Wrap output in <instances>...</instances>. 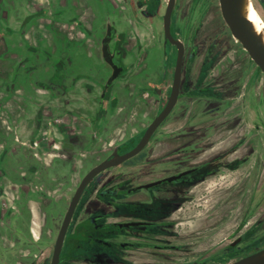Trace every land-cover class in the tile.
I'll use <instances>...</instances> for the list:
<instances>
[{
	"label": "flooded vegetation",
	"instance_id": "obj_1",
	"mask_svg": "<svg viewBox=\"0 0 264 264\" xmlns=\"http://www.w3.org/2000/svg\"><path fill=\"white\" fill-rule=\"evenodd\" d=\"M121 1L124 2L123 5L112 4L113 16H107L99 33L100 38L93 37L95 40L93 43L84 42V45H81L82 42L67 41L65 44L55 46L54 49L51 48L50 51L41 49L48 59L44 64V73H49L47 80H38V90L42 92L43 97L33 98L25 106L19 105L15 111L13 110L16 126L12 142L17 145L15 152L22 155L18 160L14 157L12 160L14 182L17 185L35 186L38 190L33 191L38 194L31 193L32 198L39 199V194H42V197L48 196L51 188L46 180L49 177V170L43 164L45 148L41 147L39 142L46 121L50 125H56L60 135V143L54 146L60 150L55 154L61 157L55 160L56 164L53 166L55 171L67 168L66 161L70 155L76 160L89 159L90 163L85 164V176L93 167L112 158L115 153L123 155L132 150L152 121L168 104L178 48L170 41H166L164 23L158 31L152 26L151 19L158 10L156 3L159 0ZM146 3H149L148 6H145ZM120 5L122 9L117 8ZM256 8L258 9L257 6ZM5 13L8 17L4 20L0 18V23L8 25L6 33L8 31L9 35H12V40H23L27 42L26 47L34 49L27 41L26 32L20 33L18 28H12L9 24L18 22L24 30L35 15L25 13L24 17L16 21L17 14L9 17V11ZM171 30L176 39L182 40L176 34V30L173 31L172 24ZM182 42L185 54L181 87L185 78L187 90L181 93L180 89L177 103L155 130L145 148L135 155H140L139 158L133 159L135 157L133 156L132 159L129 158L117 166L107 168L87 185L68 227L59 264L65 260H75L81 257L83 252L106 255L114 260L120 251H129L135 247L176 252L179 245H185V252L196 244L211 242L219 233L220 229L212 225H215L218 218L223 217V213L219 215L220 217L212 218L211 212L202 217L201 226L180 231L179 205L186 200L191 201L190 198L195 195L194 186L211 179L215 174L238 170L244 166L247 159L237 153V143L234 142L225 145L219 151L206 154V158L199 160L194 158L195 149L189 154L184 151V144H189L196 136L207 135L206 139L217 136L215 139L223 141L230 134L223 130L228 123H224L218 131L205 132L206 107L203 106L202 109L199 105L193 107L190 100L198 98V91L204 94L202 99H205L206 69L202 67L195 75L192 67L186 68L187 62L194 64L198 52L195 47L188 51L187 43L184 40ZM170 47L176 52L172 73H169L166 66H162V62H157L156 66L151 68L155 56L167 54ZM84 48L89 51L84 52ZM94 64L96 70L88 68V65L90 67ZM19 69L21 64L14 70L13 81L18 77ZM258 70L264 76V72L256 64V72ZM116 71H119L118 76L111 79ZM228 71L229 69H226L222 72L221 84L237 86L236 70L231 69L232 73ZM193 76L196 79H193L195 78ZM120 81L129 84L121 86ZM14 89L18 92L16 86ZM144 91H149L156 99L153 102L144 101L141 98ZM214 118L212 117L215 121ZM255 127L258 129L259 125L255 124ZM208 128L213 130L215 127L211 124ZM179 147L182 150L179 153L175 152ZM101 148L107 149L106 156L101 161L91 164L94 156L92 153L98 152ZM211 150L210 146L206 147V153ZM31 152L32 154L28 155ZM180 154L181 157L187 156L188 164L182 168H175L174 161ZM111 169L119 172L109 181L100 182V176ZM188 170L192 171L172 181L167 179ZM156 182L155 185L147 186ZM77 187L64 210L63 219ZM20 195L25 196L23 193ZM21 196L16 199L18 203ZM22 200L25 201V198ZM116 210L121 212L116 213ZM45 214L47 217L49 213ZM155 216L161 219H154ZM132 222L140 224H130ZM133 229L139 231L135 232ZM137 233L139 234L136 235ZM243 239L244 234H236L229 243H226L225 248L222 247L224 245H220L211 255V259L214 260L212 264L232 262L264 248L238 256L237 253L243 249L241 244ZM23 246L29 248L31 245L24 243ZM51 261L52 257L49 264ZM2 263L1 254L0 264ZM31 263L37 264V261L33 260L27 264ZM188 264L202 263L193 260Z\"/></svg>",
	"mask_w": 264,
	"mask_h": 264
},
{
	"label": "rangeland",
	"instance_id": "obj_2",
	"mask_svg": "<svg viewBox=\"0 0 264 264\" xmlns=\"http://www.w3.org/2000/svg\"><path fill=\"white\" fill-rule=\"evenodd\" d=\"M43 1L40 0V3ZM66 1L70 4L69 7L73 8L72 15L66 17V20L73 16L78 17L80 9L83 12L88 10L85 15H89V21L95 22L94 27L90 28L94 35H98L107 16H113L114 6L110 0ZM115 1L117 4L124 3L121 0ZM166 3L167 0H159L156 3L158 10L151 20L153 28L157 31L163 25L165 9L162 7H165ZM254 3L264 18V0H254ZM117 8L122 9L121 5ZM20 11L22 14L23 10ZM19 14L17 11V16H20ZM4 16L7 14L4 13ZM16 28L20 33L26 32L27 41L34 46V49H29L26 47L27 42L19 39L8 42L9 51L4 44H0V50L2 49L0 52L2 54L0 55V255L3 256L2 264H27L33 260L37 261V264H49L53 244L63 221L64 210L86 173L85 164L90 162L89 159L86 161L72 159L73 156L69 155L66 161L67 168L55 171L53 167L56 164L55 160L61 157L55 154L60 150L55 149L54 146L60 143V135L57 126L50 125L46 121L39 142L41 147L45 148L43 164L49 170V177L46 179L51 187L49 195L42 197L43 195L39 194V199L32 198L31 193L38 194L33 191L38 190L35 186L17 185L14 182L12 160L13 157L18 160L22 155L20 152H15L17 145L12 142L13 130L16 126L13 110L15 111L19 105L25 106L33 98L43 97L42 92L38 90V80H47L49 73H44V64L48 59L41 49L50 51L51 48L49 38L35 23L24 30L19 25ZM48 29H52L50 25ZM172 29L176 30V34L187 43L188 51L195 47L198 52L194 64L189 61L186 68L192 67L195 75L202 67L206 69L205 99H202L204 94L198 91V98L190 100L193 107L197 105L200 109L206 107L205 132L218 131L224 123H228L223 130L230 134L223 141L215 139L217 136L212 139H206L207 135L196 136L189 144H184V151L189 154L195 149L194 158L199 160L206 158V154L219 151L225 145L234 142L237 143V153L247 159L244 166L238 170L215 174L211 179L194 186L195 195L190 198L191 201L186 200L179 205L180 231L201 226V219L208 212H211L212 218L220 217L219 215L223 213V217L221 219L217 217L215 225H212L220 231L211 242L196 244L185 252V245H179V250L176 252L135 247L129 251H120L114 260L106 255L83 252L81 257L65 260L62 264H188L193 260L202 264H212L214 260L211 259V255L220 245H224L222 247L225 248L226 243H229L236 234H244L241 243L243 249L237 253L238 256L264 247V76L260 70L256 72V63L233 36L222 15L220 0H177L172 17ZM9 34L7 31L6 36ZM81 42V45H84V40ZM11 51L16 52L13 57L16 55L18 57L14 62L8 59ZM88 51L84 48V52ZM175 59L176 52L170 47L167 54L161 53L155 56L151 68L155 67L157 62H162V66H166L169 73H172ZM18 64H21V69L18 70V77L13 81L14 70ZM94 66L95 64L90 67L88 65V68L96 70ZM226 69L231 73V69L236 70L237 86L221 84L222 72ZM169 78L171 79V75ZM125 83L126 81H120L121 86ZM14 86L18 88V92ZM185 90L187 86L184 78L181 93ZM141 98L148 102L156 99L149 91H144ZM209 110L211 111L208 112ZM212 117L216 118L215 121ZM250 122L253 124L251 125ZM211 124L215 127L213 130L208 128ZM255 124L259 125L258 129ZM208 146L212 150L206 153ZM104 149L92 153L94 156L91 164L101 161L106 156L107 149ZM181 150L179 147L175 152L179 153ZM30 154L32 152L28 153ZM182 154L174 161L175 168L187 166V156L181 157ZM118 172L116 169L104 172L100 176V182L109 181ZM21 193L25 196H21ZM18 196H21L18 200L20 203L16 200ZM23 197L26 202L22 200ZM45 212L49 213L47 217ZM118 212L121 210H116V213ZM153 218L161 219L159 216ZM133 230L139 231V229ZM24 243L31 246L27 248L23 246Z\"/></svg>",
	"mask_w": 264,
	"mask_h": 264
},
{
	"label": "water",
	"instance_id": "obj_3",
	"mask_svg": "<svg viewBox=\"0 0 264 264\" xmlns=\"http://www.w3.org/2000/svg\"><path fill=\"white\" fill-rule=\"evenodd\" d=\"M245 3L246 0H220L221 12L226 23L229 25L233 36L242 44V46L248 51L249 55L254 60V62L264 72V43L261 37L255 32L254 27L252 26L250 20L248 19V17L244 12ZM175 4H176V0H168L163 17L166 41H170L171 43L175 44L178 48V55H177L175 72H174V80H173L172 91L168 100V104L163 109V111L152 121V123L149 125L142 139L132 150H130L129 152L123 155L115 153L112 158L102 161L101 163L93 167L83 177L81 183L76 189L75 194L73 195V198L70 202L68 210L63 219L62 225L60 227L53 251L51 264H59L61 261L62 247L68 227L71 223L77 204L85 188L90 183V181L99 173L106 170L107 168H110L112 166H117L123 163L124 161H126L127 159L135 156L140 151H142L145 148V146L148 144L155 130L168 116L171 109L178 101V97L181 89L185 46L182 40L176 39L173 36L171 30L172 16H173ZM118 74L119 71H116L112 75L111 79L116 78ZM191 171L192 170H188L178 175L168 177L167 179L169 181H172ZM155 184H157V182L149 184L147 186H151ZM130 224H140V222H132ZM31 264H35V263H31ZM225 264H264V248L250 255H247L243 258Z\"/></svg>",
	"mask_w": 264,
	"mask_h": 264
},
{
	"label": "crops",
	"instance_id": "obj_4",
	"mask_svg": "<svg viewBox=\"0 0 264 264\" xmlns=\"http://www.w3.org/2000/svg\"><path fill=\"white\" fill-rule=\"evenodd\" d=\"M110 3L117 4V1L110 0ZM148 4L149 3H146L145 6H148ZM69 5L70 4H68L66 0H44L43 3H40V0H0V18L3 20L7 19L8 15L4 16L6 11H9V17H12V15L15 16L18 11L20 16L15 17L16 21L24 17V11L25 13H33L35 16L27 24V28L31 24L35 23L36 26L43 30L45 35L49 38V43H51L50 45L52 49H54L55 46L65 44L67 41H73V43H75L84 40V42L93 43L95 41L93 40V37L95 39H99L100 31H98V35H94V32L92 33L90 30V28L94 27L95 22H92V20L89 21V15H85L88 10L83 12L80 9L78 17L73 16L66 20V17L71 16L73 12V8L69 7ZM72 6L76 8L74 3H72ZM165 7L162 8L165 9ZM20 10H23L22 14ZM9 25L12 28H15L19 25V23L11 22ZM48 25H50L52 29H48ZM7 28L8 25L0 23V44H4L6 50L9 51L7 46L8 42L12 40L9 39L12 38V35L6 36L4 31L7 30ZM14 54H16V52L11 51V56L8 57V59L12 62L18 58L17 55L16 57H13Z\"/></svg>",
	"mask_w": 264,
	"mask_h": 264
},
{
	"label": "bare ground",
	"instance_id": "obj_5",
	"mask_svg": "<svg viewBox=\"0 0 264 264\" xmlns=\"http://www.w3.org/2000/svg\"><path fill=\"white\" fill-rule=\"evenodd\" d=\"M244 12L254 27L255 32L261 37L264 43V19L253 0H246Z\"/></svg>",
	"mask_w": 264,
	"mask_h": 264
}]
</instances>
